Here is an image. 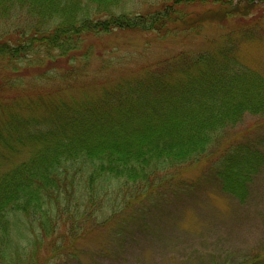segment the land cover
<instances>
[{
  "label": "trees",
  "instance_id": "1",
  "mask_svg": "<svg viewBox=\"0 0 264 264\" xmlns=\"http://www.w3.org/2000/svg\"><path fill=\"white\" fill-rule=\"evenodd\" d=\"M126 1L0 0V62L20 63L28 55L38 66L39 56L58 62L70 50H79L90 25L100 34L137 31L135 18L141 15L96 21ZM80 16L88 21L80 24ZM159 21L161 17L152 18L153 23ZM11 31L17 46L7 38ZM219 55L222 64L215 56H183L188 65L205 64L190 71L189 66L159 64L77 103L36 95L25 103L26 115L13 112L1 118L0 141L24 139L35 146L10 176L0 178V264H83L71 239L83 234L87 221L102 226L104 216L128 213L133 201L146 199L163 180L162 173L167 179L169 172L206 158L226 124L239 120L244 111L264 114V73L239 65L226 50ZM70 65L63 73L67 78L82 68H74L71 60ZM178 71L184 77L191 72L190 80L176 78ZM17 101L9 105L24 111L23 101L14 105ZM37 107L42 112H36ZM1 150L0 157H5L7 152ZM263 159L248 144L230 145L207 173L244 201ZM97 201L107 213L99 215L100 221L94 218ZM144 211L150 214L139 205L124 218L139 234ZM116 232L123 240L124 230ZM7 242L6 248L2 244ZM258 261L253 254L232 264Z\"/></svg>",
  "mask_w": 264,
  "mask_h": 264
},
{
  "label": "rangeland",
  "instance_id": "2",
  "mask_svg": "<svg viewBox=\"0 0 264 264\" xmlns=\"http://www.w3.org/2000/svg\"><path fill=\"white\" fill-rule=\"evenodd\" d=\"M219 1H126L123 6L104 12L96 21L117 20L120 16L128 20L141 15L135 18L140 23L137 31L114 30L100 34L90 25L91 32L83 37L79 50H70L58 62L39 56L38 66L32 62L33 55L20 63L3 60L0 62V119L13 112L26 115L25 103L36 95L46 100L77 103L98 96L113 85L133 80L159 64L167 65L166 62L173 69L204 68L203 62L189 61L188 65L183 56H215L219 63L222 60L219 54L226 50L239 65L263 74L264 0ZM159 17V23L152 22V18ZM78 20L84 24L88 18L80 16ZM8 35V40L17 46L19 40L12 39L13 31ZM70 60L74 68H82L67 78L63 73L72 69ZM175 75L189 81L191 72L188 77L181 71ZM39 88L44 89L37 91ZM15 100L23 101L24 111L9 105ZM37 109L36 112H42L40 107ZM239 144L245 147L248 144L264 157L263 113L244 111L239 120L226 124L206 158L181 171L169 172L171 176L167 179L162 173L163 182L145 194L146 199L133 201L128 213L115 218L104 216L106 222L102 226L87 221L83 234L71 239L79 261L83 264H232L257 254V264H264V162L247 185L244 201L225 190L222 180L207 173L209 165L228 146L239 147ZM34 146L24 139H16L11 144L0 141V149L5 150L1 151L7 152L5 157H0V178L10 176ZM139 205L150 212L147 214L145 210L142 214L141 234L134 232L132 224H126L128 219H124ZM94 209L98 212L94 218L100 221L99 215L105 208L97 204ZM121 229L125 232L123 240L116 232ZM11 237L14 241L18 239L13 231ZM9 243L1 244L7 248Z\"/></svg>",
  "mask_w": 264,
  "mask_h": 264
}]
</instances>
